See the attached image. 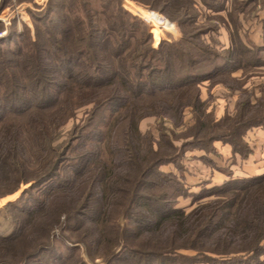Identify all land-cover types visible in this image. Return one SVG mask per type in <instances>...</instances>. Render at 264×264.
<instances>
[{"label": "trees", "instance_id": "1", "mask_svg": "<svg viewBox=\"0 0 264 264\" xmlns=\"http://www.w3.org/2000/svg\"><path fill=\"white\" fill-rule=\"evenodd\" d=\"M136 1L178 26L193 20L194 7L218 11L217 0ZM259 1L264 30V0ZM7 3L0 0V9ZM125 6L139 15L132 5ZM35 22L33 38L23 32L14 49L0 48V192L13 193L22 183L29 185L20 196L44 185L47 190L31 205H5L12 211L9 227L17 229L1 234L0 244L41 221L22 264H42L39 257L51 250L44 264H89L76 256L79 245L92 264H168L182 249L208 262L204 247L209 239L226 242L218 252L226 254L235 237L248 244L234 251L264 253V172L228 179L211 191L214 199L186 211L167 192L180 181L158 170L172 158L161 154L159 140L138 129L149 115L179 122L190 105L198 133L236 151L238 131L263 125L264 117L249 115L247 100L232 117L205 119L195 84L210 75L186 71L196 58L214 55L193 41L196 31L188 30L178 48L160 44L158 50L148 49L143 24L128 18L121 0H48ZM168 23L158 24L174 34ZM153 38L158 43L161 37ZM252 49L230 33V49L218 57L223 60L219 68L263 63L258 48L257 53ZM89 104L76 133L55 143L58 127ZM218 122L229 127L212 134ZM248 151L242 145V157ZM55 228L69 231L78 243L66 248L72 253L54 251Z\"/></svg>", "mask_w": 264, "mask_h": 264}, {"label": "rangeland", "instance_id": "2", "mask_svg": "<svg viewBox=\"0 0 264 264\" xmlns=\"http://www.w3.org/2000/svg\"><path fill=\"white\" fill-rule=\"evenodd\" d=\"M47 2L48 0H8V3L0 9V48L14 49L21 42L20 34L23 32L27 33L28 31L33 38L35 19L43 16ZM216 4L218 11L199 6V8L194 7L190 10L195 15L193 20L178 26L175 21L169 20L160 12L149 8L143 3L136 0H121V7L128 18L131 21H138L143 24L149 39L148 49L158 50L160 44L178 48L179 45H182V39L186 32L192 29L198 34V38L193 39V41L199 46L203 45V48L213 53L214 56L199 57L200 60L196 58L197 61L186 71L197 76L210 75L209 79L198 81L195 84V88L199 91L200 101L204 105L205 114H207L205 119H214L217 122L221 118L232 117L238 114V104L246 100L251 107L248 110L249 115L264 117L262 4L259 0H217ZM125 5H132L139 14L142 10L145 11L150 18L147 16L144 18L154 23H165L166 26H169L168 21L173 23L174 34H171L169 28L164 27L165 31L142 16L132 15ZM53 16L52 18H54ZM230 33L238 35L242 43L253 48L252 52L257 53L256 48H258L263 63L258 65L251 63L252 65L242 66L233 71H230L229 66L221 70L219 66L223 60L218 57L225 56V52L230 49ZM153 36L156 38L161 37L158 43L155 42ZM187 48L186 46V50ZM231 62L233 63L232 60ZM217 65L219 72L213 73ZM184 70L182 69V71ZM90 109L91 104L77 108L74 114L58 127V137L55 143L61 142L76 133L75 130L83 123ZM194 116V108L186 105L182 109V118L179 122L176 120L171 121L167 117L149 115L142 118L138 124V129L142 134L152 136L154 140L160 141L161 154L172 158V161L161 164L158 170L165 174V177H169L168 173H172L180 181V185L175 183L167 189V192L172 194L175 206L186 211L197 204L216 197V195L211 194V191L216 192L219 185L210 188L211 182L223 180L221 183L223 184L228 179H234V176L242 175V162L252 155L257 141L253 129L259 127L264 130L263 120V125L250 127L244 130L243 133L241 130L238 131L236 141L239 142L237 147L239 151H234L229 143L222 140H212L203 133H198L197 128L194 126ZM228 127V123L223 122L221 126L218 122V126H215L212 134L222 130L225 131ZM242 145L247 146L249 150L245 157H242ZM258 151L261 152L259 148ZM28 185L29 183H22L13 193L0 192V235L4 234L5 231L13 230L9 227L11 223L9 218L12 214L10 212L12 211L5 208L7 203L11 202L22 206L31 205L34 202L33 198L41 199L42 194L47 190V186L44 185L32 190L31 193L20 196L21 191L26 189ZM60 220L63 224V218ZM39 222L41 221H37L36 226L27 227L25 234L14 241L1 243L0 261L7 264H22L23 254L29 252L37 240L35 238L39 235L37 233ZM16 229L14 228V230ZM53 235L57 238L54 251L58 255L72 253V249L68 251L66 248L78 244L73 243V237L69 231H62L61 228H55L52 232ZM251 239L252 237H249L248 240ZM69 241H72V243ZM260 242L264 248V239ZM241 244L246 246L248 242L241 243L240 237H235L229 246L230 252L219 254L218 252L224 249L222 245H226V242L222 240L216 242L209 239L204 247V256L209 257L208 262L202 261L204 259L198 257L200 256L199 253L182 249L168 264H264V253L234 251L240 249ZM79 247L80 250L76 251V256H80L81 259L92 264L85 254L84 247L82 245H79ZM52 253L53 250L39 257L42 264L47 261ZM190 256H193L191 258L195 259L196 262H192ZM96 264L100 263L97 262Z\"/></svg>", "mask_w": 264, "mask_h": 264}, {"label": "crops", "instance_id": "3", "mask_svg": "<svg viewBox=\"0 0 264 264\" xmlns=\"http://www.w3.org/2000/svg\"><path fill=\"white\" fill-rule=\"evenodd\" d=\"M253 132L257 139L255 149H253L252 155L242 162V175L234 176V178L251 177L264 172V130L258 127L254 128ZM258 148L261 152L258 151ZM222 181L211 182L209 187L220 186Z\"/></svg>", "mask_w": 264, "mask_h": 264}, {"label": "built area", "instance_id": "4", "mask_svg": "<svg viewBox=\"0 0 264 264\" xmlns=\"http://www.w3.org/2000/svg\"><path fill=\"white\" fill-rule=\"evenodd\" d=\"M151 11V10H150ZM152 12H154V11H152ZM156 13V12H155ZM157 14H159V13H157ZM160 15V14H159ZM142 16V13L141 14H139L138 15V17H141ZM160 16H162V15H160ZM143 17V16H142ZM144 18V17H143ZM144 19H146V18H144ZM147 21H149V22H151V23H153L154 25H157V26H160L161 28H163L165 31H166V29L162 26V25H160V24H158V23H154V22H152V21H150V20H148V19H146ZM167 40V39H166Z\"/></svg>", "mask_w": 264, "mask_h": 264}]
</instances>
